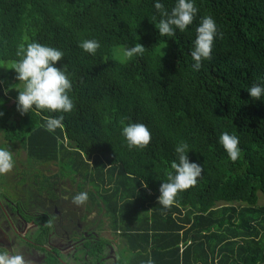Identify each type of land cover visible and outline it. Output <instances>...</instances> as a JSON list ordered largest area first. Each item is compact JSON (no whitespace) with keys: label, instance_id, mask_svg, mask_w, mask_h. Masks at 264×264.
<instances>
[{"label":"trees","instance_id":"16d2710c","mask_svg":"<svg viewBox=\"0 0 264 264\" xmlns=\"http://www.w3.org/2000/svg\"><path fill=\"white\" fill-rule=\"evenodd\" d=\"M162 2L169 10L174 4ZM154 4L0 0V131L33 163L59 166L51 180L34 176L37 211L22 214L39 226L37 243L60 235L59 217L46 204L58 203L64 191L57 183L67 179L88 194L81 215L87 236L72 233L84 240L74 264H264V100L246 90L264 83V0H195L193 24L173 38L159 36ZM204 16L215 20L217 37L211 59L195 71L190 49ZM83 39L101 47L89 54L78 47ZM33 41L63 51L56 66L71 82L74 107L51 133L44 123L56 113L21 114L16 106L14 87L23 82L11 67ZM135 43L144 53L127 57ZM132 122L149 128L146 147L129 148L121 135ZM224 131L239 138L235 161L218 143ZM181 141L202 173L165 208L159 188L174 173ZM59 227L67 229L63 221ZM65 263L48 254V264Z\"/></svg>","mask_w":264,"mask_h":264},{"label":"clouds","instance_id":"9594fccd","mask_svg":"<svg viewBox=\"0 0 264 264\" xmlns=\"http://www.w3.org/2000/svg\"><path fill=\"white\" fill-rule=\"evenodd\" d=\"M155 9L159 13V19L155 24L159 36L173 38L177 30L184 32L193 24L198 9L195 0H174L169 10L162 0H155ZM217 37V25L210 16H204L195 27V38L192 41L190 56L193 61L192 68L199 71L202 61L211 59L214 40ZM78 47L89 54H95L101 47L97 39H83L78 42ZM144 45L135 43L134 46L125 49L127 57L142 55ZM20 57L11 67L16 73V79L23 82V88H16L17 110L21 113H29L30 110H46L56 113L48 116L44 127L48 132H55L63 126V113L72 111L74 104L69 96L71 82L63 70L57 67L56 62L64 57L62 50L43 45L33 41L26 46H21L17 52ZM251 98L264 100V83L254 82L247 87ZM3 101L0 100V104ZM3 116V112H0ZM121 135L125 138L129 148H144L151 140L149 128L144 123L132 122L122 127ZM218 143L226 151L228 158L235 161L239 154V138L227 131L221 132ZM189 146L186 142H179L174 148L176 158L171 167L174 173L169 174L167 181H163L159 188L158 204L167 208L174 202L178 191L184 190L197 183L201 176L202 166L188 157ZM14 166L12 152L6 147H0V174L7 173ZM88 199L87 192H79L73 196V201L81 204ZM0 264H25V258L21 254H10L0 251Z\"/></svg>","mask_w":264,"mask_h":264},{"label":"flooded vegetation","instance_id":"af4514ba","mask_svg":"<svg viewBox=\"0 0 264 264\" xmlns=\"http://www.w3.org/2000/svg\"><path fill=\"white\" fill-rule=\"evenodd\" d=\"M2 135L3 134L0 131L1 139L3 137ZM1 139L0 145L2 144ZM0 177L2 178L3 176ZM69 183L70 181L67 179L59 180L57 183V187L64 191V193L61 194V199H59L57 204H46L48 210L54 213L57 212L56 214L59 217L58 226H56L55 229L56 232L58 231L57 233L60 234L56 237L58 238L57 241L53 240V237L50 238L51 236H48L49 238H47L46 244L43 245L36 242L38 240L37 238L39 237V226L33 221H29L28 218H26L28 217L26 216L27 214L32 215L34 211H37V207L34 203V200L32 202L28 201L27 203L19 201L17 203L15 201L9 200H6V202L5 200H3V202L5 201V203H2L0 205V219L4 216V218L6 219V224L4 225L3 223L1 224L3 226H0V232H2L3 234V236H0V243L5 244L6 242V245H8L6 241L8 240V242H10V245L15 244V246H21V255H23L26 261L35 262V264H48L49 253L57 256H61L63 254L69 255V261H72L77 249L81 247V244L84 243V240H81L79 242L75 241L74 236L72 235L73 231H76L77 234L83 235L84 237H86L87 234L85 230H83L84 225L82 223L81 218L83 209L81 207H78V204H76L75 202H72L71 200H67V198H65V187L69 185ZM59 205H62L63 208L60 214L57 211ZM5 206L9 208V212L6 211ZM13 208L15 211H13ZM23 212H25L26 215L22 214ZM69 213L76 220L71 218ZM62 221L65 222V224L67 225V229L59 227L61 226ZM34 230L37 231L35 233L36 237L29 236L33 239L31 242L27 240V238L30 234V231ZM24 233H27L26 236L24 235ZM72 263L74 264V262Z\"/></svg>","mask_w":264,"mask_h":264},{"label":"rangeland","instance_id":"374dc122","mask_svg":"<svg viewBox=\"0 0 264 264\" xmlns=\"http://www.w3.org/2000/svg\"><path fill=\"white\" fill-rule=\"evenodd\" d=\"M13 103L14 101H10L9 105H12ZM0 139H1V136H0ZM3 139L4 138L2 137L1 147H6L12 152L14 166L7 173L0 174V176H3L2 178L0 177V180H1L0 181V205L2 203H5L6 200L15 201L17 203L18 201L24 202V203H27L28 201L32 202L35 199L36 194H37L36 193L37 188L34 187L35 182H39V180H42V178L51 180V179H48L49 176L53 173H57L59 171V168H58L59 166L55 164L40 165V164H37L36 162L33 163L31 160H28L26 151H24V149L19 143L13 144V143L6 142ZM35 175L39 176L41 179L36 180L34 178ZM65 190L67 192V194L65 195V198H67V200L68 199L73 200V196H74L73 193L74 192L78 193L77 187L75 185H72L71 183H69V185L65 187ZM258 195H259V205H264V195L262 193H259ZM3 200L5 201L3 202ZM83 206H84L83 203L78 204V207H81L82 209H83ZM234 206L238 207V204H235ZM5 208L7 212L10 211L7 206H5ZM62 210H63L62 205H59L58 210H57L59 214ZM71 218L73 217L71 216ZM73 219L76 220L75 218ZM3 223L4 225L6 224V219L4 218V216L1 217L0 219V226H3L1 225ZM0 236H3L2 232H0ZM115 252H116V248L114 249L111 248L110 254H115ZM61 259L64 261V263L66 262L65 264H72V262L69 261V255H66V254L61 255ZM25 264H35V262H30V261L25 260Z\"/></svg>","mask_w":264,"mask_h":264},{"label":"crops","instance_id":"0c3cea01","mask_svg":"<svg viewBox=\"0 0 264 264\" xmlns=\"http://www.w3.org/2000/svg\"><path fill=\"white\" fill-rule=\"evenodd\" d=\"M37 231L36 230H34V231H30V234L28 235V238H27V240H29V241H31L32 242V238L31 237H29V236H32V237H36L35 235V233H36ZM58 232V231H57ZM56 232V233H57ZM27 234V233H26ZM26 234L24 233V235L26 236ZM53 237V240H58V238H56L57 237V235H55V233L53 234V235H51V237L50 238H52ZM13 239H14V237H13ZM3 240H6V239H3ZM7 241V243H8V245H6V242H5V244H2V243H0V251H5V252H8V253H10V254H21L20 252H21V249H20V247L21 246H15V244L14 245H10L9 243L10 242H8V240H6ZM32 245V244H31ZM43 264V263H42ZM73 264V263H72Z\"/></svg>","mask_w":264,"mask_h":264}]
</instances>
